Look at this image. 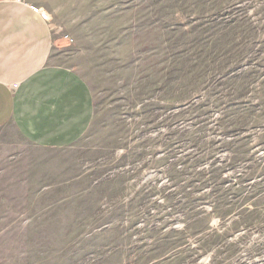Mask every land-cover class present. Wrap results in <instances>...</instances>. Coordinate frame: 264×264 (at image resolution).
I'll return each mask as SVG.
<instances>
[{
  "label": "rangeland",
  "instance_id": "rangeland-1",
  "mask_svg": "<svg viewBox=\"0 0 264 264\" xmlns=\"http://www.w3.org/2000/svg\"><path fill=\"white\" fill-rule=\"evenodd\" d=\"M28 1L95 117L0 130V264H264V0Z\"/></svg>",
  "mask_w": 264,
  "mask_h": 264
},
{
  "label": "crops",
  "instance_id": "crops-1",
  "mask_svg": "<svg viewBox=\"0 0 264 264\" xmlns=\"http://www.w3.org/2000/svg\"><path fill=\"white\" fill-rule=\"evenodd\" d=\"M42 14L28 0H0V130L12 128L31 147L56 151L89 132L95 103L77 72L50 62L52 26ZM15 180L1 177L0 184Z\"/></svg>",
  "mask_w": 264,
  "mask_h": 264
},
{
  "label": "built area",
  "instance_id": "built-area-1",
  "mask_svg": "<svg viewBox=\"0 0 264 264\" xmlns=\"http://www.w3.org/2000/svg\"><path fill=\"white\" fill-rule=\"evenodd\" d=\"M17 1H20V2H25L26 0H17ZM43 15V18L46 20V21H50V17L47 16L45 13L42 14Z\"/></svg>",
  "mask_w": 264,
  "mask_h": 264
}]
</instances>
